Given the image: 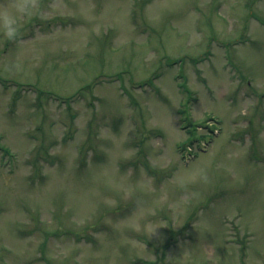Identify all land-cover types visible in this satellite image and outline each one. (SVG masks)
<instances>
[{
  "label": "rangeland",
  "instance_id": "rangeland-1",
  "mask_svg": "<svg viewBox=\"0 0 264 264\" xmlns=\"http://www.w3.org/2000/svg\"><path fill=\"white\" fill-rule=\"evenodd\" d=\"M41 13L0 34V264H264V0Z\"/></svg>",
  "mask_w": 264,
  "mask_h": 264
},
{
  "label": "clouds",
  "instance_id": "clouds-1",
  "mask_svg": "<svg viewBox=\"0 0 264 264\" xmlns=\"http://www.w3.org/2000/svg\"><path fill=\"white\" fill-rule=\"evenodd\" d=\"M37 15H42L41 0H0V34L16 41L21 35L20 21Z\"/></svg>",
  "mask_w": 264,
  "mask_h": 264
}]
</instances>
